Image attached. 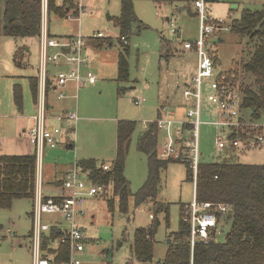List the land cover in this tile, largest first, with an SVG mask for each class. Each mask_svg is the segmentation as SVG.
I'll list each match as a JSON object with an SVG mask.
<instances>
[{
  "label": "rangeland",
  "instance_id": "1",
  "mask_svg": "<svg viewBox=\"0 0 264 264\" xmlns=\"http://www.w3.org/2000/svg\"><path fill=\"white\" fill-rule=\"evenodd\" d=\"M57 1L62 3L63 0ZM80 3L85 6L84 13ZM71 6L67 18H60L49 12L48 26L52 37L91 38L97 33H104L106 38L100 41L90 40L87 49L91 58L88 69L97 77V84L82 87L75 99L67 101L70 107L68 111L77 113L79 117L71 138L75 149H66L65 142H62L57 149L44 151L43 195H58L60 190L55 185V176L59 178L61 170L80 160L94 159L98 164L105 163L111 167L117 153L118 123L123 120L138 122L125 170L129 187L132 193H136L148 176V158L138 151V139L148 125L157 121L159 114H165L164 107L169 115L173 112L171 119L175 123L170 132L159 130L158 152H162L170 138L176 141L178 152H185L184 139H178V131L182 129V123L187 121V112L195 109V99H187L184 92L194 89L192 78L197 74L198 54L185 49L184 44H194L200 38L201 21L196 15L198 10L195 4L191 5L189 12L183 3L134 0L139 23L134 24L129 38V80L118 82V59L123 48L119 41L120 31L113 20L121 14V1L75 0ZM206 7L207 17L224 20L230 26L233 20L241 18L244 10H263L264 0H219ZM3 9L4 0H0V17ZM73 14L74 18H71ZM174 26L181 30L179 34L173 32ZM40 39L41 36L26 39L0 36V144L4 146L6 154L22 155L21 153L26 152L23 149L26 144L19 139V134L33 123V118L37 115L30 81L39 76ZM210 42V45L215 43L211 50L219 62L216 74L227 73L241 61L248 60L249 53L254 49L253 44L248 45V39L231 30L215 33ZM163 53L169 57L161 59ZM241 74L239 76L243 79ZM205 82L209 80L206 79ZM246 82L249 83V80L246 79ZM16 84L23 89L21 113L14 104ZM236 85L240 86V79ZM208 93H205L203 99L199 128L201 162H223L228 159L242 164L264 165V144L254 145L249 150H241L240 147L239 150L218 148L217 137L226 139L228 129H219L213 124L219 119V113L215 112L216 107L208 101ZM54 98L51 94L49 102L55 103ZM137 98H144L146 102L136 106L134 100ZM241 113L244 120H241L240 126L234 131L246 134L247 138L251 136L252 140L258 136L264 137V120L259 123L251 122V110H241ZM58 115L62 114L57 113L55 116ZM50 124L55 122L51 121ZM107 190L106 196L87 203L88 215L83 225L90 240L86 244V251L80 256L82 264L162 263L172 240L171 235L179 230L183 214L181 207L191 204L195 199V184L187 179L186 164L172 162L161 173L157 202L169 207V225L166 213L158 212L159 227L154 236V259L151 262H138L132 256V246L136 230L148 228L153 222V201L135 207L131 199L129 213L123 214L119 209L118 199L114 209L109 207L108 200L114 197L111 188L108 187ZM33 203L34 199L15 200L10 209H0L1 240H4L8 229L14 231L13 239L9 240L14 241L17 248L23 239H28L26 236L32 229L30 213ZM52 219L54 218L44 216L45 222H51ZM230 228L231 223L221 224L216 242H224ZM5 249L11 251V245Z\"/></svg>",
  "mask_w": 264,
  "mask_h": 264
},
{
  "label": "trees",
  "instance_id": "2",
  "mask_svg": "<svg viewBox=\"0 0 264 264\" xmlns=\"http://www.w3.org/2000/svg\"><path fill=\"white\" fill-rule=\"evenodd\" d=\"M75 0H50L49 12L60 18H67L68 9ZM121 14L114 18V24L120 31L119 41L123 52L118 59V82L129 80V38L133 26L139 23L135 13L134 0H120ZM156 3H183L191 12V5L196 0H153ZM207 4L219 0H205ZM198 15V14H196ZM74 16V14L72 15ZM141 24L139 29H141ZM231 32L248 39L253 44V51L248 60L241 61L231 71L224 73L232 84L239 89L242 98L241 110H251V122L264 120V9L244 10L240 19L230 24ZM42 8L40 0H4V9L0 17V36L17 39L37 38L41 35ZM105 40V39H104ZM94 41H100L94 40ZM100 44V43H99ZM102 45V44H100ZM215 63V53L211 50ZM169 57L163 53L161 59ZM242 72L241 74L239 72ZM239 74L243 76L241 79ZM240 79V86L236 85ZM249 80V83L246 82ZM237 82V83H236ZM50 88V87H49ZM31 90L36 100L38 95V78L31 79ZM49 91V89H48ZM14 101L19 109L23 106V91L19 84L14 86ZM49 108V107H48ZM162 115L159 114V118ZM240 120H244L241 116ZM138 122L123 120L117 128V153L110 170L99 168L98 161H80V165L91 170V179L96 184L109 187L114 199H109V207L115 208L118 199L119 209L128 214L130 200L135 207L153 201V222L148 228H139L134 235L132 256L138 262L146 263L154 259V236L159 222L158 212L166 213L169 225V207L159 205L157 194L161 184V173L172 162H183L187 166V179L196 187V197L200 202L213 203L216 206L227 205L228 211H217L219 226L231 223L230 231L224 242L199 243L193 255V264H264V165L242 164L225 160L200 162L195 181L194 170L187 159L162 160L158 152L157 121L151 123L138 139V151L148 158V176L144 185L132 193L125 175L127 155L132 143V137ZM185 131H192L193 126L185 125ZM235 130V128H234ZM232 131L230 139H240L241 150H249L254 145H248L246 134ZM248 135V134H247ZM254 135V134H251ZM236 149V148H233ZM232 150V149H230ZM239 150V148H237ZM36 153L31 155H1L0 156V209H10L15 200L35 198L36 192ZM61 183V182H60ZM186 205L181 207L184 212ZM183 216V214H182ZM190 227L182 219L178 232L171 235V242L165 259L160 264H191V245L189 243ZM61 235L55 230L52 239L43 242V256L52 255L55 264L69 258V250L65 245L52 247L51 241L58 240Z\"/></svg>",
  "mask_w": 264,
  "mask_h": 264
},
{
  "label": "built area",
  "instance_id": "3",
  "mask_svg": "<svg viewBox=\"0 0 264 264\" xmlns=\"http://www.w3.org/2000/svg\"><path fill=\"white\" fill-rule=\"evenodd\" d=\"M42 8V29H41V64L38 76L37 115L34 117L35 127L29 132L28 137L35 146L37 157L36 170V192L32 209V253L33 264H55L54 257L43 256V242L45 239H52L55 230L61 235L51 241L52 247L65 245L69 250V258L59 264H82L80 256L85 252L89 238L83 221L88 215L87 203L98 197L108 194L107 187L96 184L91 179V170L84 169L79 162L73 165L60 183V192L56 197H45L42 191V159L45 149H55L60 144V136L63 128L61 123L74 130V124L79 117L75 112L53 117L49 115L48 89L53 85L65 88L69 84H75L78 88L97 83V77L89 71L91 59L87 54L90 40L106 38L104 33H97L96 36L85 38L76 36L68 40L58 39L49 34V2L40 0ZM200 18V38L196 43L185 42L184 48L193 50L198 54L197 74L193 78L194 89H187L184 95L187 99L194 98L195 109L187 112L186 119L182 123V129L178 131V139H184L185 152H178L175 140L170 138L164 145L159 157L162 160L187 159L191 162L194 170L195 181L201 162L199 144V128L202 116V103L205 93L208 91V101L214 105L215 112L219 113V119L213 124L219 129H228L227 138L217 137L216 143L220 150L239 148L240 140L230 139V130L239 127L241 123L242 98L239 89L235 87L230 78L224 73H215V63L211 56V49L215 43L210 45V38L218 32H229L230 26L224 20L207 17V3L205 0H196L194 3ZM78 6V4H77ZM82 13L85 9L79 4ZM80 10V9H79ZM81 13V14H82ZM72 18V17H71ZM180 29L174 26L173 32L180 33ZM39 36V37H40ZM53 50V51H52ZM208 79L209 82H205ZM64 93L59 98H64ZM146 102L144 98L134 100L136 106ZM165 114L157 120L158 129L171 131L174 121L171 119L166 108ZM54 120L55 124L50 122ZM193 126L192 131H185V125ZM72 132L71 135H73ZM248 145L256 143L264 144V137L258 136L253 140L249 138ZM105 171L110 170L109 165H101ZM227 205L216 206L209 202H200L196 197L194 201L184 208L182 221L190 227L189 243L191 245V264H193L194 250L197 244H209L216 241L219 222L217 211L227 212ZM53 217L51 222H45L44 216ZM153 218V216H152Z\"/></svg>",
  "mask_w": 264,
  "mask_h": 264
},
{
  "label": "crops",
  "instance_id": "4",
  "mask_svg": "<svg viewBox=\"0 0 264 264\" xmlns=\"http://www.w3.org/2000/svg\"><path fill=\"white\" fill-rule=\"evenodd\" d=\"M71 17L74 18V16H71ZM73 37H75V36H69V37L58 38V39L68 40V39H71ZM40 51H41V48H40ZM90 64H91V62H90ZM89 68H90V65H89ZM193 78H194V76H193ZM193 78H192V80H193ZM30 84H31V81H30ZM50 84H51V86H50L49 91H48L49 115L53 116V117H57V116H55V115H57V113L58 114L60 113L62 115L72 113V112L68 111L70 109V107L68 106L67 101H69L71 99H75V97L77 96L78 92L80 91V89L82 87L78 88L75 84H69L65 88H59V87H57L56 84L55 85H53L52 83H50ZM94 85H91V86H94ZM83 87H85V86H83ZM22 91H23V89H22ZM60 93H64L65 97L60 99L59 98ZM51 94L55 96V98H54L55 103H53L52 101L49 102ZM23 101H24V96H23ZM35 103L37 106V99L35 100ZM14 104H15L17 110L21 113L23 111V106H22V109H19L17 107L15 101H14ZM164 108H166V107H164ZM58 116H61V115H58ZM158 119H159V116L157 117V120ZM52 121H54V120H52ZM62 124L65 125V127H63L62 135L60 136V140H61L60 143L62 144V142H65V147L68 150L75 149V144L71 140V138H73L71 135L73 131L71 129H69L65 123H61V126H63ZM34 127H35V120L33 118V123L29 124L28 127L24 128L22 130V132L19 134V139H21L22 142L24 144H26L25 147L23 148L26 150V152L21 153L22 155H31V154H35V152H36L34 144L31 142V140L28 137L29 132ZM148 127H149V125L146 127V129L144 131H146ZM3 148H4V146L2 144H0V156L1 155H11V154L4 153ZM57 148H55V149H57ZM17 155H19V154H17ZM77 157H78V155H77ZM88 160H94V159H88ZM80 161H87V160H80ZM80 161H78V162H80ZM99 165H106V164L103 163V164H99ZM72 167H73V165H70V166H67L66 168H64L63 170H61L59 178H57V176H55V179H56L55 185H56L57 189L60 190V188H59L60 184L59 183L64 179V177L72 169ZM58 195H59V193H58ZM58 195H56V196H58ZM56 196H54V197H56ZM93 200H95V199H93ZM30 217L32 220V211L30 213ZM31 236H32V229L29 232V235L26 236L28 239H26V238L23 239L22 243L20 242L18 244L19 248H17V246L14 244V241L9 240V238L13 239L14 231L12 229H8L6 231V235L4 237V240L0 239V264H33L32 238H31ZM10 245H11L12 250L6 251L5 247H10ZM85 251H86V249H85Z\"/></svg>",
  "mask_w": 264,
  "mask_h": 264
}]
</instances>
